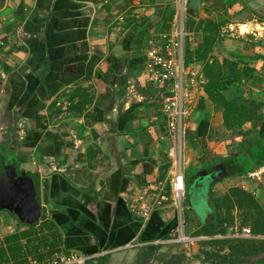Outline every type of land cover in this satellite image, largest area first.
I'll return each instance as SVG.
<instances>
[{
	"label": "crops",
	"instance_id": "obj_1",
	"mask_svg": "<svg viewBox=\"0 0 264 264\" xmlns=\"http://www.w3.org/2000/svg\"><path fill=\"white\" fill-rule=\"evenodd\" d=\"M163 5L164 0H0V131L19 132L15 157L27 173L40 174L41 194L48 192V203L42 199L48 225H55L64 249L88 261L103 256L127 257L128 264L182 261L171 233L181 222L168 191L174 175L171 142L159 97L145 75L147 40L165 29ZM167 7L174 11L171 24L176 0ZM194 12L195 23L220 24L210 56L238 67L233 90L222 94L229 99L241 93L239 105L249 116L241 129L250 136L225 126L224 104L211 100L203 77L189 90L185 117L198 116L183 135V150L194 145L186 153L193 159L184 161L196 169L190 186L201 175L212 177L202 167L209 159L218 166L253 143L264 151V0H201ZM192 32L194 52L204 35L202 29ZM192 64L203 71V62ZM9 116L16 122L7 125ZM212 138L222 147L211 145ZM259 163L242 174L238 165L235 175L209 185L203 201L211 204L210 190L218 197L233 187L259 197L264 160ZM190 210L183 214L192 234L210 212L202 220ZM149 245L159 248L149 263L141 262L139 251Z\"/></svg>",
	"mask_w": 264,
	"mask_h": 264
},
{
	"label": "trees",
	"instance_id": "obj_2",
	"mask_svg": "<svg viewBox=\"0 0 264 264\" xmlns=\"http://www.w3.org/2000/svg\"><path fill=\"white\" fill-rule=\"evenodd\" d=\"M167 11L169 14H164L163 17L166 19V22L161 23V26H164L165 28L162 31L169 29L170 21L174 12L173 9L170 8L167 9ZM194 13H189L190 20L193 19V16L195 17ZM195 24L199 27V29H202L204 35L203 42L202 45L194 52L191 51L189 47L187 48L185 62L187 65L192 64L194 60L204 63L202 72L203 76L207 79V83L204 87L207 93L211 94V100L216 99L223 102L225 108V126L230 129L232 128L236 133L247 135V133L243 132L241 129L245 121L249 118L246 111L240 107L238 102L239 99H242L241 93L238 94L235 92L233 98L229 99L224 95V93L222 94V90H233V82L234 80L239 79V75H241L239 73L240 71L233 62L226 61L219 63L216 58H211L210 56L215 38L219 37L218 31L220 29V24L213 23V21H206L204 24L202 21L194 24L191 22L188 29L195 30L196 26H193ZM151 36L152 35H150V37ZM212 91H215L216 93L212 94ZM203 131L201 132V135L205 134ZM259 147L260 145L253 143L252 145H249L248 148L246 147L243 152L230 157V159H227L226 161H222L218 166L211 164L212 161L210 159L205 161L202 167L207 170L210 169V173L208 172V174H212V177L210 178V189H212V186L221 181L223 178L229 175H235L238 165L239 168L240 166L244 167V170L240 172V174L249 172L256 166H261L259 162L264 160V151ZM185 178L187 182L185 195L188 203L187 185L189 188L191 179H189L186 175ZM44 184L46 186V182H44ZM168 191H171V185L168 186ZM41 196V201L43 199L45 203H48V192L46 190H43V195L41 194ZM209 196L211 198L213 212L210 213L209 220L205 224L198 227L199 229L197 230H199V232L194 233L195 236H210L213 238L218 235L225 236L228 232V228L232 227L230 226V219H232L229 217L231 216L230 210H232V208H236L238 211H243L245 221L248 219L251 220V232L255 237L250 239L229 240L224 238H211L208 240H200V243H203L204 245L213 243V245L216 244L219 247V249L213 253H209L205 250L203 260L209 261L211 264H247L250 259H254L252 264H264V238L259 237L260 235L264 237V210L256 196L239 187L231 188L229 190V194L224 195L222 198L216 196L214 197L211 190ZM224 204L228 205L227 214L224 213L223 210ZM187 210L188 211H186L185 215L189 216L191 210ZM5 211L19 221L20 229L27 228L28 226L29 228H27V230L29 229L30 232L29 235H25L22 232L21 234L13 233L5 236L3 245H0V264H31L32 260L36 261L37 264H45V260L50 259L51 262L54 260L51 259L53 255L60 254L62 252H64L67 256H73L70 251L64 249L62 246V237L53 223L50 222L49 225H47V233H40V231L36 229V227L40 224L39 222L27 224L12 212L6 209ZM46 219L47 215L45 210H43V215L40 221L44 223L43 226L48 224V220ZM184 233L187 236L191 235L189 227L186 228ZM22 237L26 238L25 244L22 242ZM158 248V245L147 246L140 253L141 262L149 263L150 260L154 258ZM225 249H228V252L222 253ZM106 259V256L101 257L97 260V264H105Z\"/></svg>",
	"mask_w": 264,
	"mask_h": 264
},
{
	"label": "built area",
	"instance_id": "obj_3",
	"mask_svg": "<svg viewBox=\"0 0 264 264\" xmlns=\"http://www.w3.org/2000/svg\"><path fill=\"white\" fill-rule=\"evenodd\" d=\"M188 1L176 0V12L169 29L152 35L145 48L147 80L152 84L154 82L159 89L166 90L160 102L165 116V136L171 142L168 149L174 172L171 192L177 205H182L186 192L183 121L189 109V90L199 86L204 77L194 64L187 65L185 62L187 48L194 38L192 30L186 28L184 19L185 13L188 12ZM148 215L149 212L144 213V216ZM251 234L250 228H242V236ZM180 240L190 238L182 235ZM45 264H86V259L62 255Z\"/></svg>",
	"mask_w": 264,
	"mask_h": 264
},
{
	"label": "rangeland",
	"instance_id": "obj_4",
	"mask_svg": "<svg viewBox=\"0 0 264 264\" xmlns=\"http://www.w3.org/2000/svg\"><path fill=\"white\" fill-rule=\"evenodd\" d=\"M171 2H173V0H164V5H163L162 8H165V10H167V8H168L167 6L171 5ZM154 10L157 11L156 9H154ZM164 14L168 15L169 12L166 11V12H164ZM191 22H193V24H194L196 22V20H193V19L190 20V18H189L187 20V27H189V24ZM193 26H196L195 31H197L199 29V27L197 25H193ZM243 27H245V29L247 28V26H242V29H243ZM202 74H203V72H202ZM146 81H147V84H149L150 86H153V88L151 87L152 89L150 91L154 92L156 97H159L160 100L158 99V102H156V104H158L160 106V108H162L160 101L162 99V96L165 95L166 90L165 89H161V90L157 89V88L154 87L155 86L154 82L152 84L150 81H148V80H146ZM154 93H153V95H154ZM194 116L195 115L193 114L192 118L188 119L187 121H186V119H184V121H183L184 130H185V127H186V129H187V127H189L188 126L189 122L193 121L196 117H198V116H195V118H194ZM4 120H5V123L7 122V125H9V123L16 122L15 118L11 117V116H9V118L5 117ZM18 135H19V132H15V131L14 132L13 131L9 132L8 130L6 132L5 131H0V143L2 144V143L5 142V144H6V142H8L9 143L8 147L5 144H3L5 146V150L9 151V152H12L14 155L17 154L15 147L17 146L18 142H17V139H15V137H18ZM247 135L250 136L249 133H247ZM188 139H189V134L187 135V140ZM168 141L170 142V139H168ZM210 143H211V145L214 143V146H218V147H222V145H223V144H221V140L220 139L218 140V138H216L215 140H214V138L210 139ZM191 146H194V145H191ZM191 146H188V149L183 150V152H185V157H187V158L184 157L185 158L184 161L188 160V161L191 162V160L193 159L192 154L191 155H189V154L186 155V153H191L192 152L193 149H192ZM232 149H236L237 150L238 147L235 146V148H232ZM219 150H220V152L224 151V149L223 150L219 149ZM192 165L193 164H191L189 166L187 164L184 165V172L186 173V175L188 177H192V175L196 172V169H194L192 167ZM224 179L225 178H223L222 180H224ZM259 181H260V184H261V188H263V194H261L259 197L256 196V198L260 199L259 202H260V204L262 205V207L264 209V175L260 174V180ZM210 183H211L210 179L206 178V180L203 181L202 183H200L201 185L199 186L200 191L205 193V195H207V196H208V187H209ZM218 197L222 198L223 195L218 196ZM193 200H194V203H193V206L191 208H193V210L195 211L196 215L198 217H200V219L204 220L205 217H207L205 215H207L208 211L210 213L213 212V206H212V204L209 203V201L201 202L196 197L193 198ZM177 206H178L177 210H178V213H179L178 220H179V222L180 221L181 222L179 223L178 231H174V232H171V233H172V235L174 234V236L176 235V237H174V238L176 240H178L179 252L182 253V256H183L182 257V261L179 264H211V262L203 260V258L205 256V250H207L209 253H213V252L217 251L219 249V247L216 244L213 245V243L212 244L208 243L206 245H204L203 243H200V240H208V239H211L213 237H210V236H195L194 233L199 232V230L193 231L190 236L185 235L184 232L186 231V228H188V227H187V225L185 226V224H184L186 216L183 214V212L186 213V211H188L187 209L190 208V207H187L186 195L184 196V198L182 200V205H177ZM223 208H224V213L227 214L228 205L224 204ZM230 215L231 216H229V217L232 218V219H230V223H231L230 226H232V227L228 228V232H227V234L225 236L224 235H218V236H215L214 238H219V239H223L224 238V239L231 240V239H250L252 237H255L253 235V233L251 234V236H246V237L242 236V228H250L252 230V226L250 224L251 220L250 219H248L247 221L244 220L243 211H240V210L238 211L236 208H232V210H230ZM40 221H39L40 224L36 227V229L38 231H40V233H47L48 232V228H47L48 224L43 226L44 223H42ZM207 221H208V219H207ZM207 221L205 220V222L203 224H205ZM27 228H29V227L27 226ZM27 228L20 229L19 221L14 216L9 214L5 210L4 211L0 210V245H3L5 236H7L9 234H13V233L21 234L23 232L25 235H29L30 230L29 229L27 230ZM23 229H24V231H23ZM182 235L185 236V237H189L190 240H180ZM237 235H241V237H238ZM259 237L264 238L261 235ZM21 239H22V242L25 244L26 238L22 237ZM227 252H228V249H225V250H223L222 253H227ZM139 253H141V252L139 251ZM62 255H66V254H64V252H62L60 254H55V255H53V257L51 259H56L57 257L62 256ZM135 257L136 256H134L133 259H135ZM92 259H94V258H92ZM94 260L97 261L98 259H94ZM139 260H141L140 257H139ZM95 261H93V260L90 261V259L88 261V258H86V264H95ZM253 261H254V259H250L247 264H252ZM44 262H50V259L49 260H45ZM128 262H129V259L127 257L118 256V257H114V258L112 257V258L106 259V263L105 264H128ZM97 263H98V261H97ZM31 264H37V262L34 263V260H32Z\"/></svg>",
	"mask_w": 264,
	"mask_h": 264
},
{
	"label": "water",
	"instance_id": "obj_5",
	"mask_svg": "<svg viewBox=\"0 0 264 264\" xmlns=\"http://www.w3.org/2000/svg\"><path fill=\"white\" fill-rule=\"evenodd\" d=\"M201 0H189L188 12L193 13L200 7ZM6 156L0 147V210H8L22 219L24 223L32 224L42 218L41 178L38 172L27 173L21 170L17 159L13 164H5ZM207 176H200L188 188L189 206H193V198L203 202L202 191L196 194V185L205 181ZM199 191V190H198Z\"/></svg>",
	"mask_w": 264,
	"mask_h": 264
},
{
	"label": "flooded vegetation",
	"instance_id": "obj_6",
	"mask_svg": "<svg viewBox=\"0 0 264 264\" xmlns=\"http://www.w3.org/2000/svg\"><path fill=\"white\" fill-rule=\"evenodd\" d=\"M4 155L6 156V161H5V164L7 165H10V164H13L15 162V159H17L15 157L14 154H12L11 152L9 151H3ZM21 170H23V168H21ZM25 171V170H24ZM27 172V171H26ZM204 200V199H203ZM0 204H1V201H0Z\"/></svg>",
	"mask_w": 264,
	"mask_h": 264
},
{
	"label": "bare ground",
	"instance_id": "obj_7",
	"mask_svg": "<svg viewBox=\"0 0 264 264\" xmlns=\"http://www.w3.org/2000/svg\"><path fill=\"white\" fill-rule=\"evenodd\" d=\"M247 29V28H246ZM244 31H245V27H244Z\"/></svg>",
	"mask_w": 264,
	"mask_h": 264
}]
</instances>
